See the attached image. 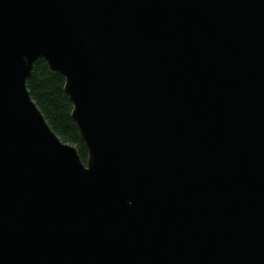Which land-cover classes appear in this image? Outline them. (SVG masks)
Listing matches in <instances>:
<instances>
[{
  "label": "water",
  "instance_id": "95a60500",
  "mask_svg": "<svg viewBox=\"0 0 264 264\" xmlns=\"http://www.w3.org/2000/svg\"><path fill=\"white\" fill-rule=\"evenodd\" d=\"M0 264H264V0H0Z\"/></svg>",
  "mask_w": 264,
  "mask_h": 264
},
{
  "label": "trees",
  "instance_id": "16d2710c",
  "mask_svg": "<svg viewBox=\"0 0 264 264\" xmlns=\"http://www.w3.org/2000/svg\"><path fill=\"white\" fill-rule=\"evenodd\" d=\"M64 82L60 74L39 61L27 79L26 87L51 130L61 141L72 145L85 163L87 150L71 117L73 106L64 92Z\"/></svg>",
  "mask_w": 264,
  "mask_h": 264
}]
</instances>
